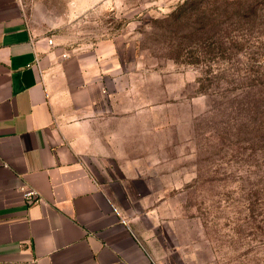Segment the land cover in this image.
<instances>
[{
    "label": "rangeland",
    "instance_id": "obj_1",
    "mask_svg": "<svg viewBox=\"0 0 264 264\" xmlns=\"http://www.w3.org/2000/svg\"><path fill=\"white\" fill-rule=\"evenodd\" d=\"M21 2L45 37L117 47L102 128L163 174L201 264H264V0Z\"/></svg>",
    "mask_w": 264,
    "mask_h": 264
},
{
    "label": "crops",
    "instance_id": "obj_2",
    "mask_svg": "<svg viewBox=\"0 0 264 264\" xmlns=\"http://www.w3.org/2000/svg\"><path fill=\"white\" fill-rule=\"evenodd\" d=\"M47 39L21 0H0V264H201L163 174L118 157L102 128L117 47Z\"/></svg>",
    "mask_w": 264,
    "mask_h": 264
},
{
    "label": "built area",
    "instance_id": "obj_3",
    "mask_svg": "<svg viewBox=\"0 0 264 264\" xmlns=\"http://www.w3.org/2000/svg\"><path fill=\"white\" fill-rule=\"evenodd\" d=\"M46 42H47V45H49V46L53 45L52 39H47ZM21 192H22V196H23L24 200L27 203L33 204V203L39 202L38 195H37L36 191H34L33 189L23 187V188H21Z\"/></svg>",
    "mask_w": 264,
    "mask_h": 264
}]
</instances>
